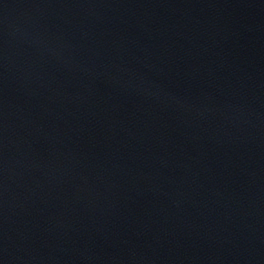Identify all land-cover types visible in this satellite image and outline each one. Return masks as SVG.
<instances>
[{"label":"water","instance_id":"95a60500","mask_svg":"<svg viewBox=\"0 0 264 264\" xmlns=\"http://www.w3.org/2000/svg\"><path fill=\"white\" fill-rule=\"evenodd\" d=\"M0 264H264V0H0Z\"/></svg>","mask_w":264,"mask_h":264}]
</instances>
